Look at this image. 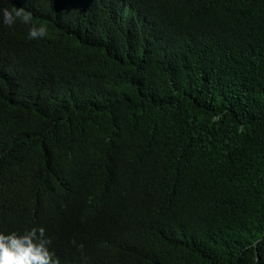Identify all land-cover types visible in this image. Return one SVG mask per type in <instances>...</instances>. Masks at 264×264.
<instances>
[{"label": "trees", "instance_id": "16d2710c", "mask_svg": "<svg viewBox=\"0 0 264 264\" xmlns=\"http://www.w3.org/2000/svg\"><path fill=\"white\" fill-rule=\"evenodd\" d=\"M14 7L0 232L44 227L59 264H264V0Z\"/></svg>", "mask_w": 264, "mask_h": 264}, {"label": "clouds", "instance_id": "9594fccd", "mask_svg": "<svg viewBox=\"0 0 264 264\" xmlns=\"http://www.w3.org/2000/svg\"><path fill=\"white\" fill-rule=\"evenodd\" d=\"M126 9L129 10L128 7ZM0 19L4 25L11 28L18 21L23 24L31 23L33 16L31 12H26L23 7H14L11 11L7 8L0 9ZM189 24L194 26L192 23ZM47 34L45 25L37 27L33 24L28 31V39L38 40L46 37ZM146 231L149 233V226H147ZM260 240L261 238L258 237L249 247L254 249ZM52 243V238L47 234L44 227H33L22 234L0 232V264H59V259L51 250ZM72 244L76 245L81 252L83 251V244L77 245L75 240L72 241Z\"/></svg>", "mask_w": 264, "mask_h": 264}]
</instances>
